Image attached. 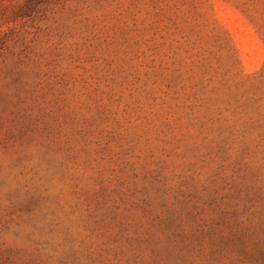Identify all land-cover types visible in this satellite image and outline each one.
<instances>
[{"label": "rangeland", "instance_id": "obj_1", "mask_svg": "<svg viewBox=\"0 0 264 264\" xmlns=\"http://www.w3.org/2000/svg\"><path fill=\"white\" fill-rule=\"evenodd\" d=\"M0 264H264V0H0Z\"/></svg>", "mask_w": 264, "mask_h": 264}]
</instances>
